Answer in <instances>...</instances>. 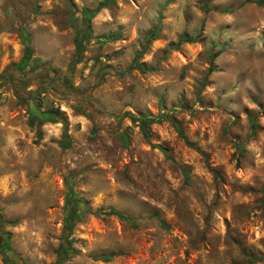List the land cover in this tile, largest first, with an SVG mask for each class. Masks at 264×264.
<instances>
[{
	"label": "rangeland",
	"instance_id": "rangeland-1",
	"mask_svg": "<svg viewBox=\"0 0 264 264\" xmlns=\"http://www.w3.org/2000/svg\"><path fill=\"white\" fill-rule=\"evenodd\" d=\"M4 239L0 264H264V6L0 0Z\"/></svg>",
	"mask_w": 264,
	"mask_h": 264
},
{
	"label": "trees",
	"instance_id": "trees-1",
	"mask_svg": "<svg viewBox=\"0 0 264 264\" xmlns=\"http://www.w3.org/2000/svg\"><path fill=\"white\" fill-rule=\"evenodd\" d=\"M256 2L264 6L263 1L256 0ZM21 36L25 42V53L19 65L21 66V68H24L29 62L30 57H31V43H30L31 41H30V37L28 33L22 32ZM84 40H85L84 35H81V36L78 35L76 37L75 46H76L77 54H76V58L74 62H76L79 59L78 55H80L82 51L84 50V44H85ZM194 41H195V38H191L186 34H182L180 35L177 44L180 45L183 42H194ZM39 114L41 115L42 118H40L39 115H36L33 112H30V117L31 119L35 118L38 121H48L49 120V121H55V122L56 121L62 122V133H61V138L59 140V145L63 148H67L70 145V136L68 135V132H67L66 119L60 116L56 111H53V110H49L47 112H40ZM124 114L129 116L132 120H136V116L129 111H126ZM160 115L161 114H159L158 116H149L145 114H140L138 116V119L140 121L139 125L141 126L144 134H146V128L148 127L149 124L153 122H158L161 120ZM77 202H78V199L75 197V195L72 192L69 193L66 199V204L68 205V207H67L66 220L64 224V229L67 230L66 234L64 235V238L66 239L71 234L74 225L81 219L80 211L78 210V206H77ZM105 214H108V215L115 214L121 219L130 220L132 223H135L133 218L130 215H127L121 212H115L113 210H109L105 212ZM0 245L1 246L4 245L6 246V248H9L8 242L5 239L0 240ZM63 247H64V244L61 245V248ZM263 258H264V255H263ZM8 260L11 262V264H19V262L17 260L15 261V259L14 260L8 259Z\"/></svg>",
	"mask_w": 264,
	"mask_h": 264
},
{
	"label": "water",
	"instance_id": "water-1",
	"mask_svg": "<svg viewBox=\"0 0 264 264\" xmlns=\"http://www.w3.org/2000/svg\"><path fill=\"white\" fill-rule=\"evenodd\" d=\"M28 106H29V111L30 112H34L37 109L35 107L34 103L32 102V100H30V99H28ZM38 115H39L40 118H42L40 114H38ZM9 254H10V256H13L12 252H10V251H9Z\"/></svg>",
	"mask_w": 264,
	"mask_h": 264
},
{
	"label": "flooded vegetation",
	"instance_id": "flooded-vegetation-1",
	"mask_svg": "<svg viewBox=\"0 0 264 264\" xmlns=\"http://www.w3.org/2000/svg\"><path fill=\"white\" fill-rule=\"evenodd\" d=\"M33 113H35V114H37V115L39 114V113L37 112V109H36Z\"/></svg>",
	"mask_w": 264,
	"mask_h": 264
}]
</instances>
